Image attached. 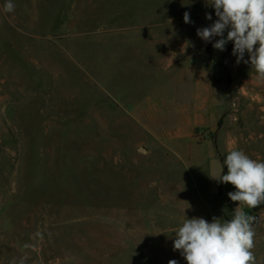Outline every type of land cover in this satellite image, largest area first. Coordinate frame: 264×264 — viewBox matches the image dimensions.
Returning a JSON list of instances; mask_svg holds the SVG:
<instances>
[{"label": "rangeland", "instance_id": "rangeland-1", "mask_svg": "<svg viewBox=\"0 0 264 264\" xmlns=\"http://www.w3.org/2000/svg\"><path fill=\"white\" fill-rule=\"evenodd\" d=\"M12 3L0 0V264H187L174 232L186 216L222 213L201 202L203 161L216 180L225 158L194 159L191 142L183 155L184 118L200 119L195 145L231 131L233 149L264 161V84L233 42L220 51V37L197 36L214 8Z\"/></svg>", "mask_w": 264, "mask_h": 264}, {"label": "clouds", "instance_id": "clouds-1", "mask_svg": "<svg viewBox=\"0 0 264 264\" xmlns=\"http://www.w3.org/2000/svg\"><path fill=\"white\" fill-rule=\"evenodd\" d=\"M206 5L214 8L217 19L197 29V36L206 43L220 37L212 45L220 51L233 42L236 63L250 64L256 80L264 84V0H206ZM14 7L12 0H6V11ZM183 19L192 23L188 12ZM206 19L212 20L211 14H206ZM245 53L248 60L244 59ZM215 179L235 188L227 193L238 205L234 216L223 221L214 217L211 222L186 216L174 232L173 250L179 251L187 264H264V258L257 260L254 253L257 217L243 210L264 204V161L251 158L241 149H232L223 161L221 175ZM168 264L178 261L169 260Z\"/></svg>", "mask_w": 264, "mask_h": 264}, {"label": "crops", "instance_id": "crops-1", "mask_svg": "<svg viewBox=\"0 0 264 264\" xmlns=\"http://www.w3.org/2000/svg\"><path fill=\"white\" fill-rule=\"evenodd\" d=\"M184 121L190 126H186L180 129L181 131L179 130L178 132L179 137L177 138V139L184 141L183 143L184 146L181 147L183 148V152H182L183 155L187 154V151H186V154H184V150H186L185 147H188L189 143L191 142L192 144H191L190 154L192 155V158L194 159L198 158L199 160L202 156L200 152L207 151L208 152L207 157H212V156L218 157L219 162L222 164L221 159L226 158L227 153L236 147V143H233L236 138L234 137L233 132L231 131L229 133L228 132H217L216 134H214V137L212 139H207L201 144L195 145L192 142L190 131H191L192 124L200 122V119L195 118L194 120H191L190 118L187 117V118H184ZM261 141L262 142H257V145L261 143V146H263V140ZM211 147H213V150ZM203 162H205L207 165V172H208V179H209V186H208L209 192L207 193L206 197H208L209 199L207 200L201 199V202L220 203L222 205V213L220 215L218 213L212 214L211 216L212 220L214 217L221 218L222 221L231 219L234 216L235 207H237L238 205H237V202H232L229 199L227 193L235 191V188L231 184L221 183V186H219V182H216V180L210 177V174H209L210 169H209V165L206 159H204ZM222 168H223V165H222ZM199 197L202 198V197H205V195L199 194ZM247 214L257 217V222L254 225L255 230H256L254 253L257 257V260H260L261 258H264V211H255V212H251Z\"/></svg>", "mask_w": 264, "mask_h": 264}, {"label": "trees", "instance_id": "trees-1", "mask_svg": "<svg viewBox=\"0 0 264 264\" xmlns=\"http://www.w3.org/2000/svg\"><path fill=\"white\" fill-rule=\"evenodd\" d=\"M219 186H221V183L219 182Z\"/></svg>", "mask_w": 264, "mask_h": 264}]
</instances>
